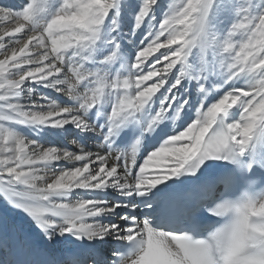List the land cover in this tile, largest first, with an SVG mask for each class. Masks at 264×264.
<instances>
[{
	"label": "snow or ice",
	"instance_id": "6c2138e0",
	"mask_svg": "<svg viewBox=\"0 0 264 264\" xmlns=\"http://www.w3.org/2000/svg\"><path fill=\"white\" fill-rule=\"evenodd\" d=\"M0 198V264H264V0H0Z\"/></svg>",
	"mask_w": 264,
	"mask_h": 264
},
{
	"label": "bare ground",
	"instance_id": "6f19581e",
	"mask_svg": "<svg viewBox=\"0 0 264 264\" xmlns=\"http://www.w3.org/2000/svg\"><path fill=\"white\" fill-rule=\"evenodd\" d=\"M171 1L172 3H174L175 0H171ZM9 2L15 3L16 0H9ZM161 51H166V50L162 49ZM156 55H159V53H157ZM161 91H163V89ZM53 95H56V94H53ZM56 143L58 145L62 144V145L67 146L69 150H75V145H73L70 140H59L58 139ZM62 163L66 164L67 166H72L73 164H78L79 162L67 161V162H62ZM0 214L7 215L10 218V220L18 226L22 236H28V237L31 236V233L24 226V222L22 221L21 216L19 214H13L11 209L5 208L2 198H0Z\"/></svg>",
	"mask_w": 264,
	"mask_h": 264
},
{
	"label": "rangeland",
	"instance_id": "374dc122",
	"mask_svg": "<svg viewBox=\"0 0 264 264\" xmlns=\"http://www.w3.org/2000/svg\"><path fill=\"white\" fill-rule=\"evenodd\" d=\"M177 1V2H176ZM169 2H171L172 3V1L171 0H169ZM180 2V0H175L174 1V3H179Z\"/></svg>",
	"mask_w": 264,
	"mask_h": 264
}]
</instances>
